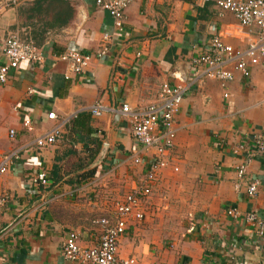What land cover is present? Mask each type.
Here are the masks:
<instances>
[{
	"label": "crops",
	"instance_id": "crops-1",
	"mask_svg": "<svg viewBox=\"0 0 264 264\" xmlns=\"http://www.w3.org/2000/svg\"><path fill=\"white\" fill-rule=\"evenodd\" d=\"M63 1L62 8L35 0L0 5V63L8 34L44 53L40 63L20 62L0 84V154L17 152L0 177V192L9 195L0 207V264H73L60 251L71 230L79 233L80 245L95 243L100 225L93 218L108 215L112 199L140 183L143 163L152 158L143 153L140 164L132 162L138 145L121 104L144 106L162 82L178 79L187 87L173 146L150 183L143 218H129L119 236L118 256L132 257L134 264H264V235L225 212L235 208L264 220V156L246 161L238 179L243 155L234 152L238 144L250 148L252 137L264 132V59L249 66L247 75L233 72L226 97L215 80L189 65L210 37L245 48L256 27L240 26L216 0H132L117 30L94 0ZM104 33L106 51L80 74L55 57L69 50L92 53ZM95 102L98 116L89 112ZM49 111L56 120L46 118ZM81 112L90 114L83 128L80 118L72 123ZM60 120L61 138L34 148V138ZM94 141L98 151L89 156ZM39 168L47 171L48 184L37 189L29 176ZM251 180L258 182L252 197L246 193Z\"/></svg>",
	"mask_w": 264,
	"mask_h": 264
},
{
	"label": "built area",
	"instance_id": "built-area-1",
	"mask_svg": "<svg viewBox=\"0 0 264 264\" xmlns=\"http://www.w3.org/2000/svg\"><path fill=\"white\" fill-rule=\"evenodd\" d=\"M132 0H94L96 6L104 10L112 19L113 26L120 30L123 27L124 10ZM16 0H0V5L15 4ZM220 11L233 14L238 24L243 27L255 26L254 39L245 48H235L218 36L210 37L204 49L189 59V65L198 71L200 77L215 80L222 89V96L226 97V86L233 79V72L248 74V67L264 59V0H216ZM107 34H102V44L94 52L86 53L69 50L55 54V57L66 62L68 70L73 74H80L93 58L103 56L107 49ZM105 42V43H104ZM0 84L6 81L7 73L16 68L20 62L40 63L44 59L42 50L30 41H21L14 34L5 36L1 43ZM138 55V54H137ZM186 84L178 79L175 83L162 82L152 101L144 106L132 109L126 103L120 106V113L128 123L132 139L138 145L137 152L131 158L134 164L141 163L140 154H151L152 158L143 163V176L140 183L120 198L111 201V208L107 214H99L92 222L100 225V233L93 245L79 244V233L68 231L64 237L60 251L64 259L73 264H134L132 257L121 258L117 253L119 236L124 232L129 218L140 221L143 218L142 204L150 193V183L156 174L166 165L165 156L173 146L175 138L174 122L179 109ZM92 116H98L101 106L95 102L89 109ZM46 118L56 120L54 112L49 111ZM22 125L30 129V122L25 120ZM63 122L57 121L53 126L38 135L33 140L36 149L55 143L61 138ZM15 131L8 130L9 138H13ZM251 147L238 144L234 152L243 155L242 162L236 167V176L240 179L245 173L246 161L254 156H264V132L255 134L251 139ZM17 157V152L0 154V177L5 174ZM175 169V168H174ZM29 183L34 188L48 184L47 171L39 168L29 176ZM257 180H251L246 185V193L252 197L256 193ZM238 187V182L234 183ZM7 192H0V207L8 200ZM232 218L242 217L249 223L257 235H264V220L255 213L241 214L235 208L225 210Z\"/></svg>",
	"mask_w": 264,
	"mask_h": 264
},
{
	"label": "trees",
	"instance_id": "trees-1",
	"mask_svg": "<svg viewBox=\"0 0 264 264\" xmlns=\"http://www.w3.org/2000/svg\"><path fill=\"white\" fill-rule=\"evenodd\" d=\"M63 2H65V1H63V0H35L34 4L35 5H38V6L45 5V8H49L52 4H56V5H60L61 8H62V6L64 4ZM89 116H90L89 112H81V113H78L76 115V117L72 120V123L73 124L76 123L77 119L80 118L81 123H79V124L81 125V128H83V122H87L89 120ZM86 130H87V132L90 131L89 128H87ZM92 147L93 148L91 150H89V156H93V155H95V153H97L98 147H99V142H97V141L95 142L94 141ZM93 171H94L93 169L90 170L87 173V175H85V176L88 177V178L89 177H92L93 174H94Z\"/></svg>",
	"mask_w": 264,
	"mask_h": 264
},
{
	"label": "rangeland",
	"instance_id": "rangeland-1",
	"mask_svg": "<svg viewBox=\"0 0 264 264\" xmlns=\"http://www.w3.org/2000/svg\"><path fill=\"white\" fill-rule=\"evenodd\" d=\"M87 193H94L93 191H87ZM122 193H123V188H120V191H119V195H122Z\"/></svg>",
	"mask_w": 264,
	"mask_h": 264
}]
</instances>
